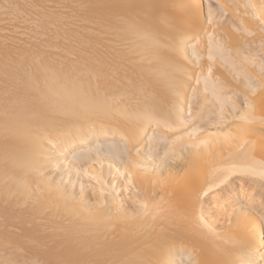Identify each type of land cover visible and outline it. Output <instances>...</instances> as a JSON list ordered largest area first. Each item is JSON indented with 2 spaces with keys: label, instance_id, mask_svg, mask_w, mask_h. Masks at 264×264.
Instances as JSON below:
<instances>
[{
  "label": "bare ground",
  "instance_id": "6f19581e",
  "mask_svg": "<svg viewBox=\"0 0 264 264\" xmlns=\"http://www.w3.org/2000/svg\"><path fill=\"white\" fill-rule=\"evenodd\" d=\"M0 264H264V0H0Z\"/></svg>",
  "mask_w": 264,
  "mask_h": 264
},
{
  "label": "rangeland",
  "instance_id": "374dc122",
  "mask_svg": "<svg viewBox=\"0 0 264 264\" xmlns=\"http://www.w3.org/2000/svg\"><path fill=\"white\" fill-rule=\"evenodd\" d=\"M224 24H225V23H224ZM224 24H222L220 27H222V28L226 31V29L228 28V26H227L228 24H226V25H224ZM220 27H219V29H220ZM229 27H230V25H229ZM222 28H221V29H222ZM230 28H231V27H230ZM228 29H229V28H228ZM224 30H223V31H224ZM231 30H232V29H231ZM231 30H230V31H231ZM220 31H221V30L217 31L215 35L219 34L218 32H220ZM223 31H221V33H223ZM225 31H224V32H225ZM228 31H229V30H228ZM221 33H220L219 35H222V36H223V34H221ZM217 36H218V35H217ZM219 37H220V36H219ZM23 38H24V37H23Z\"/></svg>",
  "mask_w": 264,
  "mask_h": 264
}]
</instances>
